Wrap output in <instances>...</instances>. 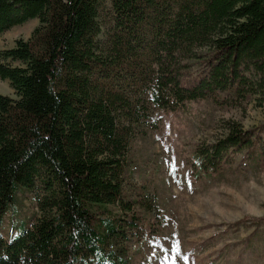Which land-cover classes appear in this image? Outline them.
<instances>
[{
	"label": "trees",
	"instance_id": "1",
	"mask_svg": "<svg viewBox=\"0 0 264 264\" xmlns=\"http://www.w3.org/2000/svg\"><path fill=\"white\" fill-rule=\"evenodd\" d=\"M104 5L111 30L102 51ZM33 19L28 41L0 51V80L17 97L0 95V264H130L145 221L163 225L155 196H128L131 143L160 111L215 90L237 96L251 85L245 72L260 77L264 96V0H0V36ZM192 60L202 72L187 82ZM257 142L264 155V141L231 125L195 150L194 164L211 173ZM23 191L39 215L7 241L5 217ZM247 222L264 218L239 221Z\"/></svg>",
	"mask_w": 264,
	"mask_h": 264
},
{
	"label": "rangeland",
	"instance_id": "2",
	"mask_svg": "<svg viewBox=\"0 0 264 264\" xmlns=\"http://www.w3.org/2000/svg\"><path fill=\"white\" fill-rule=\"evenodd\" d=\"M108 10V5L102 6L97 19L96 42L102 51L109 47ZM38 26L33 19L11 28L0 36V51L14 48L17 40L28 41ZM187 64L191 77L187 82H192L202 65L193 60ZM245 75L252 86L237 96L215 90L182 109L160 111L156 126L131 143L125 172L128 196L138 198L146 191L155 196L163 225L145 221L144 243L132 240L129 245L130 264H264V225L239 223L243 218H264V155L259 141L235 149L211 173L194 164L195 150L222 139L231 125L264 141V96L257 87L263 83L253 70ZM0 95L17 99L7 81L0 80ZM38 215L35 195L18 194L16 214L5 217L4 238L12 241L21 233L18 226H29Z\"/></svg>",
	"mask_w": 264,
	"mask_h": 264
},
{
	"label": "snow or ice",
	"instance_id": "3",
	"mask_svg": "<svg viewBox=\"0 0 264 264\" xmlns=\"http://www.w3.org/2000/svg\"><path fill=\"white\" fill-rule=\"evenodd\" d=\"M174 167H175V165H174ZM165 259H167V256H165Z\"/></svg>",
	"mask_w": 264,
	"mask_h": 264
}]
</instances>
